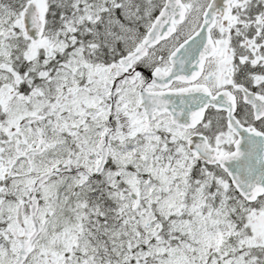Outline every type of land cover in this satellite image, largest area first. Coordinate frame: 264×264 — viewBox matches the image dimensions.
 <instances>
[{"label":"snow or ice","instance_id":"1","mask_svg":"<svg viewBox=\"0 0 264 264\" xmlns=\"http://www.w3.org/2000/svg\"><path fill=\"white\" fill-rule=\"evenodd\" d=\"M0 264H264V0H0Z\"/></svg>","mask_w":264,"mask_h":264}]
</instances>
